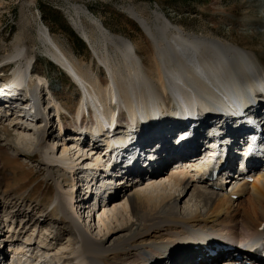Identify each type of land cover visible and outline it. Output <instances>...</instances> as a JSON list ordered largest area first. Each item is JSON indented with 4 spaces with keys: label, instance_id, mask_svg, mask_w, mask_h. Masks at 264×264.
Listing matches in <instances>:
<instances>
[{
    "label": "bare ground",
    "instance_id": "bare-ground-1",
    "mask_svg": "<svg viewBox=\"0 0 264 264\" xmlns=\"http://www.w3.org/2000/svg\"><path fill=\"white\" fill-rule=\"evenodd\" d=\"M128 12L154 44L156 54L151 67H142L138 62V54L130 49L129 41L110 33L97 19L91 21L82 7L72 4L67 10L73 26L90 43L92 49L101 51L102 63L107 68L112 67L109 73L112 82L107 88L106 86L104 88L98 79L85 80L81 72L76 70L71 57H67L51 38L49 31L42 28L38 30L41 43L48 54L69 72L63 70L83 90V99L77 112L67 111L70 117L79 120L77 125H73L74 130L63 123V116L59 112L60 107L63 106L58 101L55 102V109L60 115V135L66 137L67 132H77L67 135L69 143L65 144L59 157L53 148L52 150L45 148L46 138L53 128L50 122L45 120L48 109L46 103L43 99L39 100L38 106L41 104L39 109L36 104H30L31 98L33 100L38 98V86L41 85L36 69L35 76H29L25 70L14 71L15 77L0 88V114L7 116L12 114L16 121L13 128L22 132H26L24 128L29 125L26 120L30 118L31 130L27 132H34L37 135L35 141H31L23 133L13 134L9 129L4 128L5 149L10 151L7 152L8 157L13 158L15 152L26 153L25 149L20 148L21 144L34 145L35 153L30 157L41 158L40 162L46 169L45 177L52 182L47 185L52 198L44 202L36 201L34 207L30 206L31 211L30 208H21L20 200L7 194L9 190L0 191V203L3 204L0 211V264L5 262L2 258L6 255L4 247L12 245L17 247L12 253L16 257L12 256L15 264H147V256H150L152 264H253L250 262L251 255L246 252H253L255 248L264 252V168L251 166L247 172L248 176L243 174L240 180L234 179L235 176L231 173L235 171L237 158L241 159L245 151L243 149L247 148L250 142L254 146L250 149L251 162L264 163V128L257 131L252 122L253 117H259L264 125V93L259 92L257 88V83L262 81L260 90L264 91L262 63L240 45L225 44L185 33L179 28L174 29L173 23L163 13L153 12L155 22L152 26L136 10L129 9ZM83 20L98 28L100 34L96 39H93L91 34H87ZM22 52L23 48L16 44L13 52L3 57L0 62L18 57ZM186 54L188 55L185 56ZM30 62L32 60L28 61ZM18 66V68L23 67L20 63ZM175 74L181 75L179 79L181 81H185V77L186 80L191 81L193 89L199 88L205 92L194 95L201 100V103H196L197 111L208 103L213 107L211 113L191 110L192 99L182 101L171 99L167 87L169 75L175 80ZM226 74L229 76L228 79L225 77ZM25 77H29L28 85L22 82ZM33 80L35 85L29 86ZM216 81L221 87H225L224 92L233 96H237L236 93L243 95L244 91L250 95L237 100L233 106L221 103L219 99L222 96H215V91L213 89L211 91L210 87L216 86ZM19 84L26 85L25 92L17 88ZM45 86L51 92V85L45 83L43 88ZM115 86L121 91L120 94L113 90ZM47 93L49 94L48 91ZM27 94L30 96L29 100L23 98L26 100L23 101L20 96ZM52 96L55 98L56 94L52 93ZM183 101L187 103L183 105ZM24 102L28 103L21 105ZM49 103L52 102L49 100ZM88 103H91L89 107H87ZM187 105L189 108H184ZM23 109L26 112L21 111ZM42 109L45 110L43 112L45 115L43 117L42 113L39 117L38 112ZM49 109L51 110L50 107ZM102 109L105 110L103 114H101ZM92 110L96 112L94 115L91 114ZM84 111L88 119L84 120L85 122L82 121ZM139 112L141 116L138 115ZM115 114H117L115 121L118 124L126 121L123 126L124 133H129L127 126L135 125V134L131 131L132 136L124 135L123 148L118 145L117 148H110L101 156L99 142L95 140L97 148L91 150L94 154L89 156L87 154L89 145L84 146L85 152L77 147L74 139L83 140L88 135V131L94 133L103 128L106 121H109V116ZM18 116L22 119L19 120ZM167 118L171 119L170 124ZM34 121H37V124ZM233 122L235 124L231 127L230 123ZM160 124L165 130L164 134L170 133L168 130L174 129L175 126L177 135L173 136V139H168L166 148L158 147L156 153L148 151L150 154L146 161L147 165H150L147 167L144 165L141 171L133 172L132 166H128L131 165L133 154L131 159L126 156L128 148L133 144V137L137 134L149 135ZM184 130L187 131V135ZM206 130L211 136L209 133L207 135L204 133ZM110 132L115 133L114 130ZM160 136L156 135L151 144L158 142ZM206 136L212 139L211 144L215 141L216 148L222 151L223 160L226 162L225 169L229 172L225 179L223 174L219 184L206 180L205 170L208 161L202 162L201 159L203 154L213 151L204 147L203 138ZM10 138H14L19 145L13 151L10 147L13 144ZM190 143L196 147H188ZM121 150H125L123 153L127 158L124 163H122L124 157L117 155ZM234 153L236 154L233 155ZM172 154L176 158L179 157V162L186 161L185 166L188 167L184 165L173 167ZM100 159L111 161L112 167L101 170ZM87 162L90 163L88 169L83 167ZM157 162L159 167H154L157 169L152 171L150 166ZM20 165L22 166V163ZM80 168L83 171L77 174L76 171ZM94 170L98 173L94 174ZM17 172L16 170L11 173L18 175L20 172ZM73 172H75L73 176L84 174L83 179L76 183L80 186L79 191L82 190L81 188L87 189L85 187L88 183L93 182L92 193L88 197L96 200L97 206L95 205L94 208L97 213L112 206L111 212L114 214L117 212L124 218L118 223L120 221L115 214L114 222H110L115 224L114 227L103 224L105 234L120 232L117 233L118 235L115 234L113 238L109 235L106 239L89 237L76 216L79 193L75 195L74 191H77L72 186L66 188L62 184V181L66 182L67 175ZM194 172L196 174H193ZM20 175L23 177L21 173ZM86 175L92 182L84 180ZM20 177L17 179L20 180ZM96 177L98 179L94 180ZM145 178H148L145 182L138 183ZM230 178L232 179L229 181ZM17 179H15L16 183H18ZM82 180L86 184L81 183ZM128 181L132 183L129 184ZM103 183L106 188L109 187L107 184H110L112 189L117 190V194L103 192ZM24 185L22 183L20 187ZM168 188L173 189L175 193L168 191ZM108 193H112L111 197ZM112 200L113 203H110ZM78 203L80 204V200ZM83 206L85 208L87 204ZM88 209H91L90 212L93 210L91 206ZM33 211L36 214H31ZM99 219L103 220L101 216ZM220 227L232 233L235 239L222 243L204 239L206 237L204 234L209 235L210 231ZM213 233L215 232L210 234ZM52 240L51 245L40 246L43 241ZM217 245L225 246L220 248ZM27 256L29 261L25 259Z\"/></svg>",
    "mask_w": 264,
    "mask_h": 264
},
{
    "label": "rangeland",
    "instance_id": "rangeland-1",
    "mask_svg": "<svg viewBox=\"0 0 264 264\" xmlns=\"http://www.w3.org/2000/svg\"><path fill=\"white\" fill-rule=\"evenodd\" d=\"M72 4H77L78 6L82 7L89 15L88 18L91 21L97 19L100 21L103 27L113 35L121 36L127 39L129 41L128 44L130 45V49L138 54V62H140L144 68L145 66L151 67L153 65V59L155 57L156 51L151 39L145 34L139 24L130 16L128 12L129 9L136 10L152 26L155 22L153 20V12L157 11L159 13H163L173 23L174 26L172 27L174 29L179 28L185 33L209 38L225 44L232 43L234 45H240L241 47H244L247 52L256 56L258 61L261 62L264 67V0H0V60L6 55L12 53L14 50V45L16 44L23 48L22 54L25 52V55L22 56L21 54L18 56L20 59L18 57H14L0 62V76L6 75V77H9L10 71L14 69L15 66H18L19 63L23 66L28 63L29 60L34 61L36 75L39 77L41 83V85L39 84L38 86L40 88L38 98L40 97L43 99L46 105L49 103V100L52 102L49 103L50 105L48 104L47 107H50L51 110L49 109L45 115V120L48 123L50 122V125L53 126L52 130L49 132L50 134L46 138L45 148L49 150H52L53 148V151L58 157L64 150L65 144L69 143L67 142L69 139L67 135L73 134V131L67 132L66 137L60 135V115H58V112L55 109V102L58 101L63 106L60 107L59 110L63 116V123H65L67 127L74 130V126L78 124L79 120L77 118L70 117V113L67 111H70L71 113L77 112L79 106L81 105V100L83 99V90L76 84L74 79L72 80L66 73H64L63 70L65 69L57 64L52 56L45 50L40 40V35L38 32L39 28L49 31L52 36L51 38L55 40L62 52L67 57H71L70 59L72 60L76 70L81 72L85 80L96 81L98 79L104 88L105 86L106 88L109 87L112 82V78L109 74L112 70V67L110 66L107 68L102 63L100 60L101 51L97 52V50L95 51L92 49L90 43L82 36L80 32H78V30L70 21L67 10ZM83 23L87 30V34H91L93 39H96V36L98 37L100 34H98V28L91 26L86 20H83ZM189 49H187V51H190ZM175 53L177 54L176 50ZM187 55L188 54L185 56ZM65 71L69 73L67 70ZM71 75L73 76V74ZM180 77V74H175L176 82H179L180 84H186L188 86L186 89L192 91L193 88L191 87V81L186 80V77L184 78L185 81H181L179 80ZM5 82H7L5 79H0V88L5 86ZM45 83L51 85V92L47 86L43 88V84ZM33 84L34 80L29 86ZM168 84L170 85V82ZM215 85H217V83ZM46 89L50 95L47 93ZM113 90L117 91L118 94L121 92L116 86ZM52 93L56 94L55 98H53ZM167 95L169 96V94ZM20 97L23 101L29 100L28 94ZM40 98L39 100H41ZM26 103L28 102H24L21 105ZM89 105H91V103H88L87 107H89ZM117 105L119 106L120 104ZM17 109L15 108V110ZM21 111L26 112L24 109ZM83 113L84 118L82 121H87L88 119L86 117V112L84 111ZM125 114L127 115V113ZM138 115L141 116V113L139 112ZM158 116L160 119V115ZM18 118L19 120L22 119L19 116ZM167 119H169L168 123L170 124L171 119ZM14 122L16 123L14 116H6L4 119H0V191L3 192L9 190L7 194L12 196V198L17 197L20 200L19 204L22 205H20L21 208L29 209L31 205L37 204L35 203L36 201L44 202L49 201L52 198V194L47 187V185L51 184L52 182H49L47 180L48 178L45 177L46 169L40 162L41 158L30 157L32 153H35L36 147H34V145L21 144L20 148L23 150L25 149L26 153L19 154L15 152L12 156L14 159L8 157V153H10V151H6L5 149L6 146L4 145L3 141L5 138L3 135L4 128L9 129L13 134L23 133L25 136L30 138L31 141H35L37 137L36 133L27 132L31 130V127L29 126V122H31L30 118L26 120V122L29 124L28 127L26 126L24 128L26 132H22L21 130L13 128L15 125ZM165 123L166 122H164V124ZM127 128L129 129L130 136H132L135 125H131L129 127L127 126ZM162 128V124H160L157 129L155 128L152 130V133L149 135H144L145 137L142 136L143 134H137L133 137V144L130 145L126 152V156H129L130 159L133 154L131 165L128 164V166H132L134 169L133 172L137 170V172H139V170L141 171V168L144 165H146L145 167L150 165H147L146 161L149 157L148 155L150 154L148 151H155L156 153V148H166L168 139H173L177 135L175 132V126L174 129L171 128L168 130L170 131L168 134H164L165 130ZM184 132L187 135V131L184 130ZM135 133L136 131L133 132V134ZM178 133L180 134L181 132ZM204 133L207 135L209 132L206 130ZM156 135H161L160 138L157 139L158 142L151 144ZM206 138H203V140H205L204 145L209 147L211 145L209 140H206ZM10 140L13 143L12 146H10L12 147L13 151L18 148L19 145L14 138H10ZM145 143L146 145H144ZM140 146L143 149H141ZM187 146L196 147L193 143H190ZM124 151L125 150H121L120 154L116 153L121 158L124 157L122 158V163L127 160L123 153ZM112 152H114V150ZM235 154L236 153L233 155ZM172 155L171 157L173 159L171 160V165L173 167H180L181 164L182 166H185L184 162L178 161L179 157L176 158L174 154ZM138 156H140V158H138ZM20 163H22V166ZM153 165L150 166L152 171L157 169L154 167H159V162L155 164L153 163ZM87 166H90L89 162H87V164H85L83 167ZM185 167L187 168L188 166L186 165ZM20 168L24 172H22ZM16 170L18 171L17 173L20 172L23 177H20V173L18 175L14 174L16 177L13 175V173H11L15 172ZM188 170L190 169L188 168ZM82 171V168H80L76 171V173L81 174ZM72 174L74 175L75 173ZM193 174L196 173L194 172ZM193 174L191 173V175ZM18 177H20V180L17 179ZM72 177L70 174H68L66 177V182L62 181L63 186L66 188H69V186L71 187ZM81 177H83V175ZM15 179H17L18 183L15 182ZM147 179L148 178H145L142 182L139 181L138 183H143ZM77 180L78 182L80 181V179ZM84 180L86 181L85 178ZM118 180L121 179L118 178ZM22 183L25 184L24 187H20ZM128 183L131 184L132 181H128ZM107 186L109 187H104L103 192H117V190L112 189L113 187L110 184H107ZM76 187L78 188L77 185ZM76 187L72 186L74 189H76ZM167 190H170L172 193L174 192L171 188H168ZM99 192L102 193L101 191ZM74 193H79L80 195L82 194V190ZM112 193H108V195H112ZM91 201H93L92 204L88 203V206H85V208L82 205L81 211H79V207V209L76 211V216L78 217L84 230H86L88 233L89 237L106 239L109 237V235H112V238L115 237V234L118 235L120 232H117L118 234H105L103 224H106L109 227H114L115 224L110 222H114L113 215L115 214L118 215L120 221L118 223H121L122 219L124 218L121 217V215L117 212L115 214L111 212L112 206H110V209H105L106 211L101 209L97 213V210L94 208L96 205V200L94 201V199H90V202ZM113 201L114 200H112L110 203H113ZM2 206L3 204L0 203V211H2ZM20 206H18V208ZM89 206L93 208L92 212H90L91 209H88ZM31 210L32 209L30 208L29 211ZM31 214L34 215L36 212L33 211ZM99 216H101L103 220L100 221ZM61 226L62 225L60 223V227ZM227 231L228 230L225 228L223 229V227H220L219 229L215 228L213 231H210V233L221 232L222 234L229 236V234L226 233ZM112 238H110V240ZM52 243L53 240L43 241L40 246L45 247L46 245H51ZM13 258L16 257L13 255ZM25 259H28V256L25 257ZM258 261L263 262L262 260Z\"/></svg>",
    "mask_w": 264,
    "mask_h": 264
},
{
    "label": "water",
    "instance_id": "water-1",
    "mask_svg": "<svg viewBox=\"0 0 264 264\" xmlns=\"http://www.w3.org/2000/svg\"><path fill=\"white\" fill-rule=\"evenodd\" d=\"M169 78H172V77L169 75ZM178 85L181 86L179 82H178ZM171 87L172 86L168 85V88H171Z\"/></svg>",
    "mask_w": 264,
    "mask_h": 264
}]
</instances>
